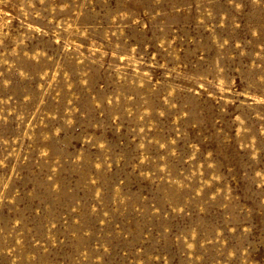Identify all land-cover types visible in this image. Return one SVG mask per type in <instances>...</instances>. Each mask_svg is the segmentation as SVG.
I'll return each mask as SVG.
<instances>
[{
	"label": "rangeland",
	"instance_id": "obj_1",
	"mask_svg": "<svg viewBox=\"0 0 264 264\" xmlns=\"http://www.w3.org/2000/svg\"><path fill=\"white\" fill-rule=\"evenodd\" d=\"M0 264H264V0H0Z\"/></svg>",
	"mask_w": 264,
	"mask_h": 264
}]
</instances>
